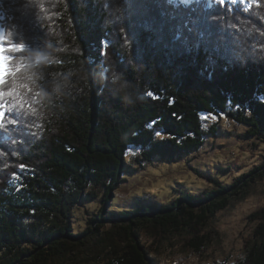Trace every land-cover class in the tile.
I'll return each instance as SVG.
<instances>
[{
    "label": "trees",
    "instance_id": "obj_1",
    "mask_svg": "<svg viewBox=\"0 0 264 264\" xmlns=\"http://www.w3.org/2000/svg\"><path fill=\"white\" fill-rule=\"evenodd\" d=\"M48 3L56 5L51 20L28 0L0 3L4 36L15 29L8 46L59 61L34 69L46 94L35 97L40 114L13 109L0 126V264H157L142 235L158 243L180 236L206 255L214 220L264 180V163L231 184L219 172L201 175L204 191L165 204L109 206L128 176L156 159L195 157L217 137L220 125L205 129L203 114H225L247 127L243 141L264 144V0ZM113 64L127 72L131 104L110 82ZM64 80L72 87L57 91ZM81 209L87 219L76 223ZM247 221L245 258L213 264H264V206Z\"/></svg>",
    "mask_w": 264,
    "mask_h": 264
},
{
    "label": "rangeland",
    "instance_id": "obj_2",
    "mask_svg": "<svg viewBox=\"0 0 264 264\" xmlns=\"http://www.w3.org/2000/svg\"><path fill=\"white\" fill-rule=\"evenodd\" d=\"M211 1L220 2L209 0ZM247 1L224 0L223 3L232 2L236 5ZM0 35H3L1 31ZM4 68L7 69V64H4ZM202 118L205 129L212 125H220L217 137H207L205 147L195 157L182 156L173 163L156 159L144 171L128 176L114 195L120 202L117 200L115 204L110 205L109 210L123 212L126 208L122 206L133 205V198L135 201L136 197H144L147 193L145 198L147 203L160 204L172 201L183 191L200 193L208 187L207 181L201 177L205 174L215 177L219 175L218 178L223 183L231 184L241 175L249 173L255 166L264 163V144L257 140H242V135L247 131L246 126L228 120L225 114L221 116L203 114ZM228 167H231L229 171ZM221 169L227 171L223 172ZM217 172L219 173L216 175ZM128 199H131V202H128ZM111 206L119 209L114 210L113 207L110 208ZM263 206L264 180L257 183L247 196L234 199L230 207L214 220L213 229L217 234L214 235L204 256L185 248V241L180 236H172L164 243L150 240L145 235H142V240L147 244L150 256L157 264H213L215 261L234 263L243 256V242L252 228L247 217ZM86 217L87 213L81 209L77 212L76 223L85 221ZM106 223L108 227L111 226V221ZM76 226L78 227V224Z\"/></svg>",
    "mask_w": 264,
    "mask_h": 264
},
{
    "label": "clouds",
    "instance_id": "obj_3",
    "mask_svg": "<svg viewBox=\"0 0 264 264\" xmlns=\"http://www.w3.org/2000/svg\"><path fill=\"white\" fill-rule=\"evenodd\" d=\"M2 2L3 0H0V3ZM28 2L31 7L38 10L41 19H52V15H54L52 9L55 8V3L49 5L48 0H28ZM104 6L107 11V3ZM105 24L110 25L111 22L105 20ZM14 33L15 29L7 31L3 39L6 37L9 42L13 41ZM55 34L57 36L60 35L58 31H55ZM61 43H63L62 40ZM24 45L23 52L14 58L12 62L13 66L10 69L4 68L6 62L3 59L2 53H0V78H3L5 74L9 76V83L0 87V92L5 93L4 99H7L11 103L9 111L15 109L18 113H23L25 116H38L40 113L36 105L39 101L35 97L46 94L38 91L39 85L37 84V80L39 77L36 76L34 69H37L41 65L56 64L59 61L46 50H37L26 44ZM51 47L52 45L49 44L48 48L51 49ZM260 58L264 59V56ZM80 70L82 72L85 71L83 66H81ZM108 71L111 72V84L118 86L117 91L122 94L125 103L131 104L128 91L131 82L127 79V72L117 70L114 64L108 68ZM12 73H15V75H12ZM84 79H88L87 75L84 76ZM71 87V83L68 80H64L56 85V90L59 91L61 88L67 89ZM244 258L243 256L240 257V259Z\"/></svg>",
    "mask_w": 264,
    "mask_h": 264
},
{
    "label": "snow or ice",
    "instance_id": "obj_4",
    "mask_svg": "<svg viewBox=\"0 0 264 264\" xmlns=\"http://www.w3.org/2000/svg\"><path fill=\"white\" fill-rule=\"evenodd\" d=\"M169 2H172V0H169ZM180 2L184 4H188L190 3V0H180ZM220 2L223 3L224 0H220ZM233 2H235V0H233ZM24 47L25 45L23 43H17V44L8 46L5 43V40L3 39V35H0V53H2L3 55V59L6 62L5 64L9 65V69H10L12 62L14 61V56L10 54L12 53L20 54L23 52ZM3 84H7L6 76H3V79L0 80V86H2ZM147 95L154 96V94L151 92L147 93ZM4 96H5V93L0 92V126H3L7 116L9 115V105L5 103ZM11 123H15V121H11ZM20 167L21 169H23L25 168V165H20ZM14 178H18V177L14 176Z\"/></svg>",
    "mask_w": 264,
    "mask_h": 264
},
{
    "label": "crops",
    "instance_id": "obj_5",
    "mask_svg": "<svg viewBox=\"0 0 264 264\" xmlns=\"http://www.w3.org/2000/svg\"><path fill=\"white\" fill-rule=\"evenodd\" d=\"M127 180V179H126ZM148 194V193H147ZM146 194V195H147ZM146 195L144 196V197H140V196H138V197H136V199H135V201H139V200H142V201H145V200H147V199H145L146 198ZM152 196V195H151ZM116 199H118V198H116ZM135 201H134V198H133V205L135 204ZM152 201H153V199H152ZM128 202H131V199H128ZM146 202V201H145ZM127 204H131V203H127ZM124 205H126V204H124ZM126 206H129V205H126ZM132 206V205H131Z\"/></svg>",
    "mask_w": 264,
    "mask_h": 264
},
{
    "label": "bare ground",
    "instance_id": "obj_6",
    "mask_svg": "<svg viewBox=\"0 0 264 264\" xmlns=\"http://www.w3.org/2000/svg\"><path fill=\"white\" fill-rule=\"evenodd\" d=\"M0 80H1V78H0Z\"/></svg>",
    "mask_w": 264,
    "mask_h": 264
}]
</instances>
